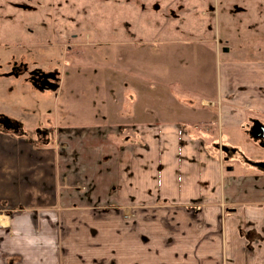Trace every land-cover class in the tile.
I'll return each instance as SVG.
<instances>
[{"label": "crops", "instance_id": "1", "mask_svg": "<svg viewBox=\"0 0 264 264\" xmlns=\"http://www.w3.org/2000/svg\"><path fill=\"white\" fill-rule=\"evenodd\" d=\"M215 93L225 143L183 115L135 113L130 137L112 121L42 142L0 129V264H264V148L245 129L264 124V60L220 63ZM218 143L245 158L222 163Z\"/></svg>", "mask_w": 264, "mask_h": 264}, {"label": "rangeland", "instance_id": "2", "mask_svg": "<svg viewBox=\"0 0 264 264\" xmlns=\"http://www.w3.org/2000/svg\"><path fill=\"white\" fill-rule=\"evenodd\" d=\"M234 60H264V0H0V115L39 142L54 123L112 121L130 137L140 113L183 115L225 143L217 69ZM40 76L55 89H39ZM220 143L222 163L245 158Z\"/></svg>", "mask_w": 264, "mask_h": 264}, {"label": "water", "instance_id": "3", "mask_svg": "<svg viewBox=\"0 0 264 264\" xmlns=\"http://www.w3.org/2000/svg\"><path fill=\"white\" fill-rule=\"evenodd\" d=\"M223 51H228V49L227 48H223ZM39 84L41 85V88H43V89H49V88H53L54 87V85H52L50 83H45V82H41V81L39 82ZM7 121L3 122V125L8 123ZM5 127H6V129L10 128V127H7V126H5ZM248 134L254 140H258L259 141V145L262 148H264V124L263 123L259 122L258 120H253L252 121V125H251V130L248 131ZM255 165L260 167V168H262V169H264V161L255 163Z\"/></svg>", "mask_w": 264, "mask_h": 264}, {"label": "flooded vegetation", "instance_id": "4", "mask_svg": "<svg viewBox=\"0 0 264 264\" xmlns=\"http://www.w3.org/2000/svg\"><path fill=\"white\" fill-rule=\"evenodd\" d=\"M226 48V47H225ZM228 49V48H227ZM45 82V83H48L49 81L46 79V77H44V76H40V77H38V78H36L35 79V83L37 82V84L41 87V85L39 84V82ZM8 119H6L5 117H1L0 118V125H2L5 129H6V127L5 126H7V127H10L12 130H14V131H17V129H16V124L15 123H13V122H10V121H7ZM5 121H7L8 123H6V124H4L3 125V122H5ZM225 157V156H224Z\"/></svg>", "mask_w": 264, "mask_h": 264}, {"label": "trees", "instance_id": "5", "mask_svg": "<svg viewBox=\"0 0 264 264\" xmlns=\"http://www.w3.org/2000/svg\"><path fill=\"white\" fill-rule=\"evenodd\" d=\"M1 117H4V115H0V118ZM254 119H251L250 121L252 122ZM6 132H9L10 130L9 129H4ZM37 131V133H45V134H48V132H49V130L48 129H43V130H40V129H38V130H36ZM18 132H22V131H20V130H18ZM255 141H258V140H255ZM259 142V141H258Z\"/></svg>", "mask_w": 264, "mask_h": 264}, {"label": "bare ground", "instance_id": "6", "mask_svg": "<svg viewBox=\"0 0 264 264\" xmlns=\"http://www.w3.org/2000/svg\"><path fill=\"white\" fill-rule=\"evenodd\" d=\"M250 136V135H249Z\"/></svg>", "mask_w": 264, "mask_h": 264}]
</instances>
